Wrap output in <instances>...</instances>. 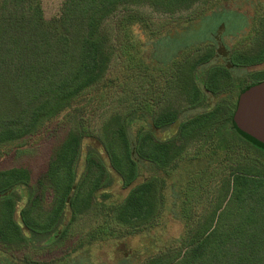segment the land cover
Listing matches in <instances>:
<instances>
[{"label": "trees", "instance_id": "obj_1", "mask_svg": "<svg viewBox=\"0 0 264 264\" xmlns=\"http://www.w3.org/2000/svg\"><path fill=\"white\" fill-rule=\"evenodd\" d=\"M213 1L64 0L59 16L47 19L41 0H0L1 154L21 148L20 141L62 115L77 116V101L103 83L113 63L121 76L103 95L114 100L138 93L146 108L142 119L134 107L96 125L93 116L106 100L97 103L93 126L79 117L36 183L26 167L0 170V264H69L87 248L136 237L160 239L140 264H264V147L235 124L242 94L263 82L264 73L251 74L252 82L234 93L240 84L232 72L263 64L264 40L235 57L223 42L210 41L225 69L200 83L198 68L209 54L160 65L137 33L143 29L154 39L175 23H158L143 6L175 14ZM211 96L212 107L204 102ZM176 99L185 106H174ZM198 106L206 108L184 115ZM195 140L202 148L185 158ZM181 168L187 176L180 211L187 224L166 245L170 218L162 232L156 228L164 218L167 180ZM219 170L227 174L219 177ZM204 190L214 194L215 205L196 214Z\"/></svg>", "mask_w": 264, "mask_h": 264}, {"label": "rangeland", "instance_id": "obj_2", "mask_svg": "<svg viewBox=\"0 0 264 264\" xmlns=\"http://www.w3.org/2000/svg\"><path fill=\"white\" fill-rule=\"evenodd\" d=\"M63 1L41 0L45 17L52 19L59 16ZM143 9L158 23L161 21L164 23L171 19L176 23L179 20V24L177 23L176 25L174 23L171 28L164 29L160 33V36L154 39L147 35L143 29H137L138 35L145 41V49L148 52L150 60L153 61L154 59L160 65H168V63L178 57L181 58L179 61L182 62L184 59L187 62H194L200 57L209 54L211 60L201 64L198 68V82L200 83H202L203 78H206L215 70L225 69L224 58L221 54L217 55L210 41L216 43L223 42L227 50L235 57L252 52L264 40V0H215L209 4L198 3L192 9L175 14L159 12L148 6H143ZM190 17L193 18L190 23L184 22V19ZM113 21L111 20L108 24L110 25L108 26L110 30L113 29ZM221 22L223 24L216 30V34L214 36L210 35V31ZM186 56L187 58H185ZM111 66L110 72L103 83L87 92L77 101V109H79L78 114H76L77 116L72 117L69 113H66L50 122L38 134L20 141L18 144L22 145L21 148H14L8 154L0 153V170L12 167H26L32 173L33 183H36L41 174L46 170L56 147L64 140L68 131L75 127L79 117L84 118L87 127L90 128L94 124V118L96 125H100L104 117L113 112H126L128 108L133 109L135 107L134 110L138 111L136 118L144 112L146 108L138 93H129L125 96L119 95L114 100H110L111 98L107 100L103 95L109 88L111 91L114 90L113 87L116 86V80L121 76L119 66L114 63ZM232 72L236 82L240 84L239 89H235L234 93H236L252 82L251 74L264 73V63L252 67L235 68ZM106 81H113L114 83L116 81V83L106 88L104 87ZM103 100L106 101L103 102ZM206 101L210 107L216 104V99L213 96L209 100L205 98L204 102ZM99 102H103L101 103L103 105L97 109L96 114L93 116L94 118L90 119ZM185 104L183 100L178 103L177 99L173 103L174 106L179 107L185 106ZM154 108L156 109V106ZM154 108L150 107L153 110ZM205 108V106H198L196 109L190 108L184 115H192L203 111ZM228 109L230 111L229 114H231L234 107ZM71 111L77 112L75 107ZM148 120L150 119H145L146 122ZM88 143L99 146L93 139L87 140ZM201 144L202 142L193 141L184 152L185 158L196 154L202 148ZM86 148L85 146L78 164L80 173L84 170L86 162ZM196 167L192 168L196 170ZM224 174L226 175L227 173L219 170V177ZM186 176V172L181 168L176 172L174 178L167 180L165 187L166 201L163 208L164 218L160 221L161 225L156 228L159 229L161 227L158 232H162L164 226H166L167 217L168 219L170 218L167 221L170 227L167 232L169 237L166 239V241L168 240L166 245L172 244L174 242L172 237L178 235L182 228L185 230V225L187 224L180 211L182 208L179 201V189L185 184ZM117 187L118 185L113 187L115 192H117ZM17 194L16 202L18 203L20 197L25 193L21 190ZM214 201V194L210 190H204L201 194V200L195 202L194 209L197 211L196 214H203L202 211H205L204 213L206 214L209 213L215 205ZM158 240L160 239L151 240L136 237L128 240L105 242L104 244L96 245L74 254L69 264H140V261L143 262L149 256L146 252L149 249L152 250L156 243H158ZM153 251L152 253H154Z\"/></svg>", "mask_w": 264, "mask_h": 264}, {"label": "water", "instance_id": "obj_3", "mask_svg": "<svg viewBox=\"0 0 264 264\" xmlns=\"http://www.w3.org/2000/svg\"><path fill=\"white\" fill-rule=\"evenodd\" d=\"M235 124L245 137L264 147V81L242 94Z\"/></svg>", "mask_w": 264, "mask_h": 264}]
</instances>
